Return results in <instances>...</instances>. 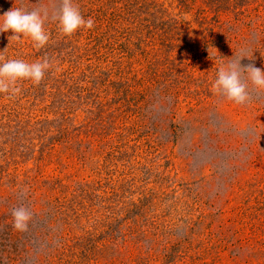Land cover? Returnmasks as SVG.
I'll return each mask as SVG.
<instances>
[{
    "label": "rangeland",
    "instance_id": "1",
    "mask_svg": "<svg viewBox=\"0 0 264 264\" xmlns=\"http://www.w3.org/2000/svg\"><path fill=\"white\" fill-rule=\"evenodd\" d=\"M61 6L0 0L49 34L0 55L51 65L0 94V264H264V91L215 94L208 51L264 70V0H74L71 36Z\"/></svg>",
    "mask_w": 264,
    "mask_h": 264
},
{
    "label": "clouds",
    "instance_id": "2",
    "mask_svg": "<svg viewBox=\"0 0 264 264\" xmlns=\"http://www.w3.org/2000/svg\"><path fill=\"white\" fill-rule=\"evenodd\" d=\"M61 5L54 19L62 35L71 36L80 29L94 26L93 19L89 17L86 20L79 8L74 6V0H61ZM47 16L46 11L13 7L0 15V33L11 31L13 35L9 37L10 40L22 41L27 38L35 48H43L49 41V34L44 27ZM213 49L215 52L208 49L210 55L219 58V67L211 85L215 94L236 105H246L250 100V86L253 90L264 91V70L251 64L241 66V60L246 58L245 50H242L240 57H232L228 59L229 63H224L225 58L219 55L216 48ZM50 66L47 59L29 63L22 59H5L0 55V94H7L10 98L16 96L21 91L17 87L20 81L29 80L39 84ZM11 215L13 228L19 232L27 231L32 219L31 211L20 206L14 208Z\"/></svg>",
    "mask_w": 264,
    "mask_h": 264
}]
</instances>
